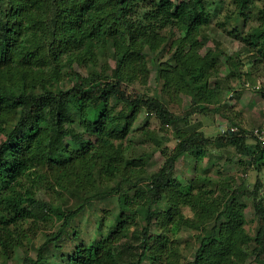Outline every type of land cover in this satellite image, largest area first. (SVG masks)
<instances>
[{"label": "trees", "instance_id": "obj_1", "mask_svg": "<svg viewBox=\"0 0 264 264\" xmlns=\"http://www.w3.org/2000/svg\"><path fill=\"white\" fill-rule=\"evenodd\" d=\"M232 2L234 9L220 25L230 22L228 34L240 40L252 62L261 60L264 1L260 5L257 0ZM254 6L257 23L244 30ZM216 11L205 0H0V252L4 258L21 248L17 264H245V258L247 264H264L261 179L256 178L249 188L241 182L232 185L226 178L214 192L202 172L189 181L177 174V162L183 155L194 159V170L203 169L208 147L232 146L239 162L246 165L264 160V144L255 139L251 127H243L239 121L229 120L214 136L206 135L198 124H184L194 113L211 110L208 104L218 106L219 85L207 87L202 78L219 57L211 55L203 63L173 69L177 84L195 105L184 114L171 112L157 94L131 88L132 75L123 69L132 64L134 53L142 56L139 49H131L133 36L148 41L157 31L153 23L160 27L174 23L188 34L208 25ZM40 37L45 46L40 45ZM107 37L114 38L115 51L124 55L108 75L90 69L95 48L105 47ZM124 37L127 45L121 43ZM219 52L229 64L228 75L240 80L247 73L240 69L243 63ZM73 62L90 70L67 73L64 68ZM29 73L32 80L27 83ZM66 78L71 84L65 85ZM248 78L241 79L238 86L258 93L259 101L264 99V81L256 84ZM141 109L161 124L172 125L178 135L158 169L133 175V179L130 174L141 163L128 157L129 146L123 141ZM260 123L261 119L256 124ZM182 125L185 128L180 131ZM230 125L237 129L230 130ZM39 167L51 170L57 181L72 177L77 186L101 174L105 181L112 179L114 184L100 194L117 195L113 217L106 225L97 219L88 238L76 228L68 229L83 205L61 210L39 197L37 191L45 179L44 173L36 175ZM29 174L35 178L30 179ZM25 177L30 179L28 184ZM140 181L146 189L130 194ZM248 204L256 220L253 235L243 229ZM185 205L192 216L183 212ZM54 217L62 219L61 224L46 233L35 256H30L23 249V224L28 222L35 230ZM184 229L198 231L199 237L193 257L181 263L179 235ZM66 234L75 240L71 249L64 246ZM49 243L54 244L55 252Z\"/></svg>", "mask_w": 264, "mask_h": 264}, {"label": "rangeland", "instance_id": "obj_2", "mask_svg": "<svg viewBox=\"0 0 264 264\" xmlns=\"http://www.w3.org/2000/svg\"><path fill=\"white\" fill-rule=\"evenodd\" d=\"M205 1L211 8L217 9L216 17L208 25L186 34L174 23L162 27L157 22L153 23L157 30L154 37H150L148 41L140 35H134L133 39L131 38L135 40V44L131 46V49H139L138 53H142V56L134 53L131 59L132 64H125L123 69L126 73L132 75V78L128 81L131 88L144 91L150 95L157 94L163 99L171 112L184 114L195 105L191 104L190 96L183 92L182 87L177 84V76L174 74L173 69L178 70L182 69L181 67H188V64L203 63L209 60L211 55L219 57L214 66L209 68L205 74L206 76L202 78L206 81L207 87H213L215 84L219 85L218 97L220 101L218 106L208 104L211 110L204 113L196 112L184 122L185 125L198 124L206 135L214 136L218 133V130L220 131L226 125H229V120L239 121L243 127L247 128L259 122L258 107L260 101L258 93L255 94L238 85L242 83L241 79L248 76V79H255L256 84L264 81V57L261 60L255 59L252 62L248 58L249 52L242 46L240 40L228 34L227 29L230 22L226 26L220 25L225 20V15L234 9L232 0ZM263 1L257 0V4L260 5ZM256 10L257 7L254 6L248 16V22L245 24L244 30L249 24L257 23L254 20ZM127 36L129 37V34ZM107 38L105 47L95 48L94 63L90 67L91 70H97L106 75L111 72L114 63L123 55L115 51L114 44H112L114 38ZM38 39L42 46L41 42L45 43V41L41 37ZM128 42L125 37L121 40L124 45H127ZM150 44L153 46H150ZM220 50L231 54L234 59L243 63L240 69L247 73L240 80L228 75L229 64L219 52ZM64 69L67 70V73L74 69L84 73L90 70L86 65L77 62H73L70 67ZM64 69L62 70L64 71ZM30 77L31 73L25 79L27 83L32 80ZM66 80L65 85L71 84L68 78ZM231 92L232 95H230ZM200 104H205V102ZM213 107L218 108V110L215 111ZM185 125H182L180 131L184 130ZM177 135L178 133L172 125L161 124L154 115H146L144 109H141L132 124V131L123 141L125 146H129V149L127 148L128 157L137 158V161L141 163L139 166H134V171L130 174L131 177L135 179L136 176L133 175L151 173L158 169L163 163L164 157L172 152V148L177 141ZM245 151L249 152L248 149ZM208 152V155L202 160L203 169L200 166V169H193L194 159L192 157L183 155L178 159L177 174L182 181H189L192 176H199L202 172V174H205L203 177L209 181L207 185L216 192L218 184L226 178L232 185L236 186L241 182L249 188H252L256 178H259L262 182L259 193L264 197V160L254 164V166L243 164L239 162L240 156L232 146L208 147ZM39 169L36 175L45 174V179L42 180L37 191L39 197L51 201L61 210L73 209L83 205L75 218L69 222L68 229L70 227L76 228L81 232L80 235L88 238L93 233L91 228L97 219L101 218L103 220L102 224L106 225L113 217L117 210V195L100 194L103 188L114 184L112 179L105 181L103 180L105 175L101 174L100 177L93 176L95 180L84 183V186H77L72 177H63L62 180L64 181H57L51 170L44 167H39ZM79 169L84 174L88 173L85 168L79 167ZM34 176L35 174H29L30 179H34ZM30 179L27 180L25 177L24 182L28 184ZM134 185L133 189L129 191L130 194H134V191H138L137 189H146L144 181ZM182 209L186 215H193L188 205L182 206ZM244 214L243 229L249 235H253L256 220L250 204L245 207ZM225 218L228 219L229 214ZM55 219L56 217L44 225L41 223L35 230H33V226H30V223L23 224L26 232L23 249L30 256H35L38 246L45 239L46 233L55 231L61 224L62 219ZM142 223L140 220L139 224ZM198 237V231L188 229L181 231L179 235L181 247L179 262L182 263V261L193 257V248L197 244ZM74 243L75 240L70 234L64 236V246L67 249L74 247ZM48 246L52 252L56 251L53 243H49ZM20 250L22 251L21 248H17L9 259L4 258L0 252V264H17L18 255L22 254ZM243 261L245 264L249 263L248 258Z\"/></svg>", "mask_w": 264, "mask_h": 264}, {"label": "built area", "instance_id": "obj_3", "mask_svg": "<svg viewBox=\"0 0 264 264\" xmlns=\"http://www.w3.org/2000/svg\"><path fill=\"white\" fill-rule=\"evenodd\" d=\"M230 95H232V92L230 93ZM258 115L259 118L261 119V123L259 125L257 124L251 127L250 132L255 137V139H257L259 142L264 144V99L263 98H261L260 100V105L258 107ZM229 128L230 130L233 131L237 129V127L233 125H230Z\"/></svg>", "mask_w": 264, "mask_h": 264}]
</instances>
